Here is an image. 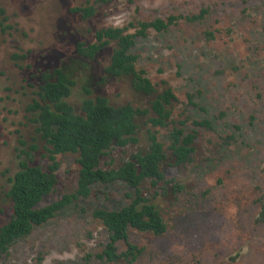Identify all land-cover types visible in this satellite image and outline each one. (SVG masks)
Listing matches in <instances>:
<instances>
[{
    "label": "rangeland",
    "instance_id": "rangeland-1",
    "mask_svg": "<svg viewBox=\"0 0 264 264\" xmlns=\"http://www.w3.org/2000/svg\"><path fill=\"white\" fill-rule=\"evenodd\" d=\"M82 5L95 6L97 13L83 19L72 11ZM202 8L210 11L203 23L182 20L166 33L151 30L138 38V67L158 91L173 89L177 120L226 111L220 122L238 123L242 130L231 144H224L222 130L198 131L194 163L171 171L190 195L161 198L169 231L161 238L134 232L147 245L134 264H264V223L258 222L256 204L264 197V0H0V226L11 214L6 194L19 168L18 156L25 157L26 150L45 169L51 164L26 118L38 72L63 66L72 73L75 104L87 86L92 96L102 95L114 105L150 110L151 97L136 92L129 79L104 77L111 46L88 58L77 53V43H94L95 32L103 27ZM206 30L215 32L214 40L205 37ZM189 95L207 110L189 105ZM150 116L137 117L139 144L117 149L114 166L147 147L148 132L155 130ZM166 132L160 131L162 140ZM32 144L39 148L32 150ZM76 158L57 155L58 181L47 203L73 192ZM123 188L100 187L90 198L74 200L0 255V264H111L96 257L107 232L92 209L119 203ZM207 202L208 217L193 211Z\"/></svg>",
    "mask_w": 264,
    "mask_h": 264
},
{
    "label": "trees",
    "instance_id": "trees-1",
    "mask_svg": "<svg viewBox=\"0 0 264 264\" xmlns=\"http://www.w3.org/2000/svg\"><path fill=\"white\" fill-rule=\"evenodd\" d=\"M72 11L89 19L97 13V8L82 5ZM209 13L208 8H202L198 13L149 16L125 27H103L95 32L94 43H77V53L88 58L111 46L104 77L129 79L136 92L151 97L150 110L130 103L114 105L102 95L92 96L87 86H83L84 95L75 104L70 99L77 85L72 73L63 66L38 72L26 118L34 128L33 139L43 142L51 164L45 169L26 150H23L25 157L18 156L19 168L10 178L6 194L11 214L0 226V255L7 254L13 245L50 221L74 200L88 199L100 187L115 185L124 187L119 203L92 209L93 218L107 232V239L96 254L99 260L111 264H134L147 251V245L142 244L134 232L155 238L168 233L169 226L160 200L171 194L175 198L190 195L186 184L177 181L171 171L194 163L198 131L222 130L226 133L224 140L227 142L224 144H231L242 127L234 122H220L226 117V111L216 116L186 115L177 120L172 108L177 100L173 89L167 87L158 91L146 71L138 67L137 39L146 38L151 30L166 33L182 20L203 23ZM130 29L134 31L130 32ZM204 35L208 40L216 37L213 30H206ZM188 98L192 107L207 110L194 101L193 95ZM150 112L152 116L148 121L155 130L148 132L147 147L131 153L114 166L113 153L117 149L139 144L137 117ZM161 130H167L165 140L160 137ZM20 143L27 145L24 140ZM30 147L32 150L39 148L36 144ZM67 153L77 155L79 170L75 188L71 194L47 203L46 198L58 181L57 155ZM256 204L259 207L258 222L264 223V197H259ZM193 208L203 218L211 212L209 202Z\"/></svg>",
    "mask_w": 264,
    "mask_h": 264
}]
</instances>
